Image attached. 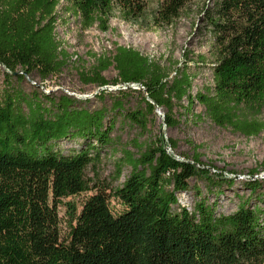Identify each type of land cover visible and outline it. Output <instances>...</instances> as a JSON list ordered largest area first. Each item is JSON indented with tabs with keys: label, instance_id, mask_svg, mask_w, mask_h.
I'll return each mask as SVG.
<instances>
[{
	"label": "trees",
	"instance_id": "1",
	"mask_svg": "<svg viewBox=\"0 0 264 264\" xmlns=\"http://www.w3.org/2000/svg\"><path fill=\"white\" fill-rule=\"evenodd\" d=\"M193 1L163 0L149 24L175 25ZM59 5L60 0H0V65L6 77L38 74L45 80L67 65L69 55L56 38ZM147 8L148 0H64L62 9L83 30L97 25L108 31L116 10L123 20L139 24ZM199 28L211 36L208 57L198 56L212 62L213 83L195 96L186 68L171 76L140 51L119 44L80 78L106 86L111 82L103 72L113 66L118 71L113 84L143 86L144 109L125 112L119 101L113 107L143 128L156 105L166 111V127L178 126L175 105L188 99V111L199 104L215 125L259 135L264 131V0H205ZM46 98L48 104L0 92V264H264L260 207L244 201L234 213L223 214L202 198L192 210H174L193 177L233 180L212 175L199 154L181 158L177 142L164 135L139 157L124 153L119 174L123 164L131 172L111 196L98 189L80 211L66 203L70 231L63 239L58 206L92 190L87 169L114 147L116 122L106 109L78 107L72 96ZM68 139L83 143L70 153L56 148ZM249 184L252 190L259 186ZM112 199L122 211H112Z\"/></svg>",
	"mask_w": 264,
	"mask_h": 264
},
{
	"label": "rangeland",
	"instance_id": "2",
	"mask_svg": "<svg viewBox=\"0 0 264 264\" xmlns=\"http://www.w3.org/2000/svg\"><path fill=\"white\" fill-rule=\"evenodd\" d=\"M162 1L148 0L146 17L139 24L123 20L116 10L109 21L110 29L102 31L97 25L83 30L74 16L64 13V0H60L57 7L56 38L69 55L63 70L45 80L38 74L18 80L16 77H6L7 70L0 65V92L3 96L21 94L25 99H39L48 104L46 95L57 98L69 95L78 100V107L89 110L106 109L108 119L116 122L113 132L114 147L104 149L100 160L87 169L92 190L65 198L58 206L63 239L68 238L70 231L66 203H75L80 211L84 201L98 189L111 196L131 172V167L123 164L119 174L124 153L130 152L139 157L161 135L166 140L173 139L177 142V155L181 158L186 156L192 159L195 154H199L212 175L221 174L233 180L231 184L220 179L219 175L215 176L214 182L205 177H193L190 180V189L178 194L179 204L173 207L174 210H179L182 206L192 210L200 199L206 198L209 204L215 205L218 213H234L244 201L247 205L260 207L264 211V131L247 137L230 128L219 127L204 115L199 104L195 103L193 111H188V99L175 105L178 126L166 127L165 117L156 109L153 114H148L147 126L143 128L130 122L122 112L113 108L119 101L123 103L125 112L144 109L142 97L145 92L140 86L132 85L129 89L121 83L113 84L118 78V71L113 66L103 72L105 78L111 82L103 86L104 89L100 90L102 86L96 84L83 83L80 78L82 71L92 70L97 64V58L111 57L115 45L119 44L140 51L164 67L171 76L175 75L176 69L186 68L193 76V96L204 85L212 84V62L207 59L203 63L198 56L208 55L211 42V36L204 28H199L205 0L189 3L173 26L150 25L148 18ZM134 89H141L144 93ZM103 91L105 93L102 95ZM23 108L27 112L25 104ZM160 111L165 116L166 111L162 108ZM198 113L202 116L199 119L195 117ZM262 118L264 120V114ZM81 143L83 142L80 139H68L59 142L56 148L63 153H70ZM168 150L174 152L170 147ZM254 181L259 184L256 190H252L249 184ZM110 207L114 213L123 210V206L114 199L111 200Z\"/></svg>",
	"mask_w": 264,
	"mask_h": 264
},
{
	"label": "water",
	"instance_id": "3",
	"mask_svg": "<svg viewBox=\"0 0 264 264\" xmlns=\"http://www.w3.org/2000/svg\"><path fill=\"white\" fill-rule=\"evenodd\" d=\"M140 88H141V89H144L143 86H140ZM101 89H104V87H101L100 90H101ZM145 93L147 94V92H145ZM78 97H85V98H88L89 96H78ZM156 109H158V112H159V114H160L162 117H165V116L161 113V111H160V107H159V106L156 105Z\"/></svg>",
	"mask_w": 264,
	"mask_h": 264
}]
</instances>
